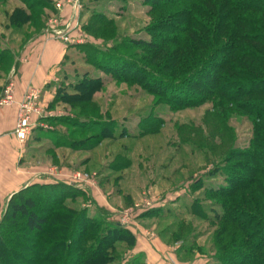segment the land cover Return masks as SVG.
Here are the masks:
<instances>
[{
  "label": "rangeland",
  "instance_id": "1",
  "mask_svg": "<svg viewBox=\"0 0 264 264\" xmlns=\"http://www.w3.org/2000/svg\"><path fill=\"white\" fill-rule=\"evenodd\" d=\"M238 1L0 0V83L44 26L65 45L58 75L44 87L50 99L41 92L43 112L24 139L40 174L27 184L55 185L47 192L60 203L45 210L48 224L35 233L5 215L11 194L0 212V248L9 253L0 264H68L72 256L35 251L60 237L65 250L80 235L91 244L105 230L118 239L112 264H250L251 244L264 245V225L256 226L264 211L255 209L264 173L254 172L264 163L240 154L264 151V94L229 103L210 81L220 77L210 64L220 59L221 16L225 34L232 29L264 53L252 37L264 34V14L236 8ZM16 8L32 17L28 26L8 20ZM245 72L238 79L264 76ZM81 81L90 91L76 90ZM47 192L22 194L35 196L41 211L54 201Z\"/></svg>",
  "mask_w": 264,
  "mask_h": 264
},
{
  "label": "trees",
  "instance_id": "2",
  "mask_svg": "<svg viewBox=\"0 0 264 264\" xmlns=\"http://www.w3.org/2000/svg\"><path fill=\"white\" fill-rule=\"evenodd\" d=\"M235 7L239 9H250V10H257L260 11L261 13L264 14V0H239L238 2L235 3ZM32 5H29L30 10ZM43 15H40L37 18H40L39 20H36L34 25L36 27L40 28L43 25V21L41 19ZM8 20L10 23L16 24L18 27L23 26L26 27L28 26L27 24H30L31 22V16L26 14L24 8H16L14 11H12L10 14L7 15ZM226 17L221 16L220 20V41L223 40L222 45H220V59L216 61L217 63L213 62L210 64V68L212 70H215L217 72H220V77L214 78L213 76H210V81L214 84L215 88H217L218 93L220 94V97L223 98L227 102H232L234 100V97L238 96L236 94H239L240 97H252L255 96L256 94H264V87H257L256 85L259 80V83L264 84V76L261 78H258V76L254 79H238L240 76H247L249 75L248 73L245 72V70H255L256 72L260 74H264V53L262 51H256L254 48H248L246 45L241 43L240 39L241 37L238 35L237 32L232 31V29L228 33H224L226 29ZM24 33V34H23ZM22 35H25L24 37L29 38L31 35H27L23 31ZM247 37H249L247 35ZM254 40L259 39L261 44H264V34L259 33L254 36H252ZM226 40V41H225ZM258 41V40H257ZM135 43H138L140 45H150V46H156L154 44H150L146 41L142 40H135ZM254 46H258V42H255ZM23 46V45H22ZM12 59V58H11ZM10 60V58H9ZM227 71V72H226ZM12 72L10 69L9 72L7 73L3 84L5 81H7V77L9 74ZM209 76V75H208ZM250 76V75H249ZM258 78V79H257ZM88 82L94 81L93 79L89 78L86 79ZM2 81V80H1ZM86 81H81L79 82L76 86V90H84L85 91H90V84L85 83ZM257 83V84H256ZM3 84L0 83V96L2 95L3 91ZM199 85L202 84V80ZM240 87V89L234 92L232 91V88L234 87ZM202 89L208 90L206 84L201 85ZM247 89V90H246ZM153 90V89H152ZM245 90V91H243ZM252 101V100H250ZM249 101V102H250ZM255 102V103H254ZM262 101H253V105L261 106ZM241 104V103H240ZM245 105V103H244ZM243 109V108H241ZM250 109L251 112L255 111L257 112V109L254 108H245L246 111H249ZM253 109V110H251ZM249 111V112H250ZM261 114H264V110H259ZM106 128H104L105 130ZM102 129V131H104ZM262 143V141H254L252 140V146H255L258 144ZM264 145V142H263ZM251 150V149H250ZM240 155L250 157V158H255L258 161H262L261 163H264V151L263 152H256V151H250V152H242ZM256 174L258 172L264 173V167H258V169L254 170ZM57 186V185H56ZM38 187L41 191L47 192V190L51 189L54 190L55 185H48V184H36L34 185H28L26 187H23L20 191L14 193L8 203V208L6 211V216H9L11 218H16V217H21L24 222L25 226L28 231L30 232H35V233H41L43 232L45 226L48 224L49 220V215H46L45 210H50L52 207V204L54 203H60V201H56V198L53 196V194L48 193V199L50 200L54 199V201H50L52 203H47L45 202V207L46 209H43L41 211L38 210L40 203L36 200V197L33 195H23V192H26V190L33 189ZM261 195H259V199ZM49 204V205H48ZM51 204V205H50ZM255 209H262L264 211V200L262 201L261 206H256ZM230 214L225 213L224 214V220L225 223L229 221ZM62 225V224H61ZM264 225V220L256 219V226H262ZM63 226V225H62ZM242 226H245L243 224ZM227 225H224L222 228V232L227 231ZM110 230H105L103 231L105 235H98L95 239V241L91 244L87 243L84 239L88 235H80V238L76 239V241L72 240V243L69 245H64L68 247L67 250L62 248L61 245H63V239L62 237L56 238L55 243H51L49 247H46L44 244L41 245L40 248L37 249L36 254L39 255L40 257H46L49 254H53L54 252L58 251L57 254H59L60 258L62 260H65L67 262L68 256H72V259L68 262V264H112L111 260H113V252L115 250L116 244L115 242L118 240L116 235H106ZM257 234H260L259 231H257ZM264 235V233H263ZM84 238V239H83ZM15 241V240H13ZM86 242V243H85ZM18 243V241H17ZM75 249L72 250L73 244ZM252 247L255 249L256 253L247 255L248 261H250V264H264V253H262V250L264 249V245H253L251 244ZM62 248V249H61ZM75 251V252H74ZM0 255L3 257H9L8 249H1L0 248ZM57 257L54 256L52 260H55ZM40 262H43L42 260L40 261H34V264H41ZM243 264V263H242Z\"/></svg>",
  "mask_w": 264,
  "mask_h": 264
},
{
  "label": "crops",
  "instance_id": "3",
  "mask_svg": "<svg viewBox=\"0 0 264 264\" xmlns=\"http://www.w3.org/2000/svg\"><path fill=\"white\" fill-rule=\"evenodd\" d=\"M45 28L20 48L21 60L19 59V63L16 62L18 64L14 66L15 71L9 74L4 84V81H1L3 86L8 82L13 84L11 88L14 102L0 106V212L12 193L28 186L27 183L32 179L30 183H33L34 174L40 175L38 167H33L31 163L34 156L27 150V148L30 150L28 143L17 138L14 128L19 102L30 87L36 86L41 90L43 102L50 99H48L50 92L44 87L58 75V65L64 56V41L60 42L52 36L53 34L44 31ZM1 93L0 99L5 94V88Z\"/></svg>",
  "mask_w": 264,
  "mask_h": 264
},
{
  "label": "built area",
  "instance_id": "4",
  "mask_svg": "<svg viewBox=\"0 0 264 264\" xmlns=\"http://www.w3.org/2000/svg\"><path fill=\"white\" fill-rule=\"evenodd\" d=\"M60 7V4H57ZM55 32L56 29H49L47 28V32ZM61 32V31H59ZM65 40L68 37L63 38ZM14 102V98L12 95V88L9 85L5 89V94L0 99V106L9 105ZM43 112V105L41 102V91L38 88H32L27 91L22 101L19 102L18 105V113L16 119V127H15V134L18 139L24 141L30 131L31 122L33 116L39 115ZM78 177H81V174H77Z\"/></svg>",
  "mask_w": 264,
  "mask_h": 264
}]
</instances>
